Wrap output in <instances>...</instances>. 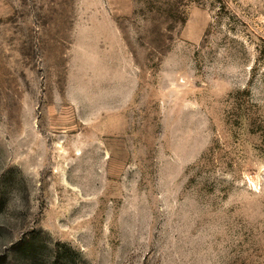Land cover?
Returning a JSON list of instances; mask_svg holds the SVG:
<instances>
[{
	"label": "rangeland",
	"instance_id": "374dc122",
	"mask_svg": "<svg viewBox=\"0 0 264 264\" xmlns=\"http://www.w3.org/2000/svg\"><path fill=\"white\" fill-rule=\"evenodd\" d=\"M0 264H264V0H0Z\"/></svg>",
	"mask_w": 264,
	"mask_h": 264
}]
</instances>
